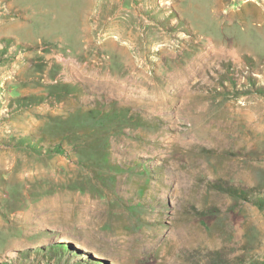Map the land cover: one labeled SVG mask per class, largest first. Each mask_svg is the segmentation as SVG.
Returning a JSON list of instances; mask_svg holds the SVG:
<instances>
[{
    "label": "rangeland",
    "instance_id": "obj_1",
    "mask_svg": "<svg viewBox=\"0 0 264 264\" xmlns=\"http://www.w3.org/2000/svg\"><path fill=\"white\" fill-rule=\"evenodd\" d=\"M259 89L264 0H0V264L260 263Z\"/></svg>",
    "mask_w": 264,
    "mask_h": 264
},
{
    "label": "trees",
    "instance_id": "obj_2",
    "mask_svg": "<svg viewBox=\"0 0 264 264\" xmlns=\"http://www.w3.org/2000/svg\"><path fill=\"white\" fill-rule=\"evenodd\" d=\"M64 89V92L66 93H70L72 91V89L74 88V85H72L71 83H65L62 87ZM260 92H264L261 91L263 89H259ZM14 100L18 102V104L20 106H22L23 108H28L32 105L38 104L39 102H41L43 99L42 97H36V96H17L14 97ZM81 113V112H79ZM94 116H92L91 118H98V119H108V120H116L117 122H123V121H128L131 120V115L129 113V110L125 107L122 106H118V105H110L109 109L106 110L104 113L102 112H94ZM138 118L140 119L141 116L136 117V119L138 120ZM142 119V118H141ZM23 146H27L31 149H36L38 150V145L37 143L32 142V140H23L20 143ZM41 145V144H39ZM50 153H59V154H63L65 151L63 150V147L61 145V143L58 144H54L53 146L51 145L49 147ZM235 194L237 195H241L245 198H249L250 197L244 192V191H235ZM252 202L254 204H256L257 206L264 208V193L258 194L256 196H254L252 199ZM121 264L118 262H113V264ZM253 264H264V258L261 260L260 263H253Z\"/></svg>",
    "mask_w": 264,
    "mask_h": 264
}]
</instances>
